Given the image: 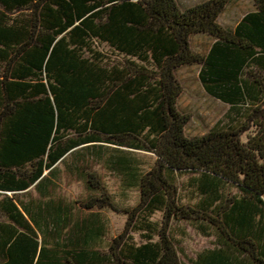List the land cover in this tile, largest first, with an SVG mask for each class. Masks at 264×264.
<instances>
[{"label":"trees","instance_id":"obj_1","mask_svg":"<svg viewBox=\"0 0 264 264\" xmlns=\"http://www.w3.org/2000/svg\"><path fill=\"white\" fill-rule=\"evenodd\" d=\"M233 1L0 0V264H184L176 222L215 233L189 264H264V0L229 29L219 18ZM196 36L213 41L207 53L193 50ZM193 66L229 110L189 138L177 73ZM85 147L117 151L114 169L140 193L121 210L84 173L97 196L86 209L127 217L105 254L92 245L107 230H34L14 199ZM133 152L155 156L149 171Z\"/></svg>","mask_w":264,"mask_h":264},{"label":"rangeland","instance_id":"obj_2","mask_svg":"<svg viewBox=\"0 0 264 264\" xmlns=\"http://www.w3.org/2000/svg\"><path fill=\"white\" fill-rule=\"evenodd\" d=\"M205 0H178L182 8L197 5ZM252 7V0H238L236 4L230 6L226 14L220 20L223 27L232 28L240 17L248 12ZM192 48L194 51L204 54L211 44V39L207 36H196L192 38ZM104 52L106 48H101ZM199 68L196 66L183 68L177 73V78L183 87V93L178 100L180 112L190 116L191 121L186 127V135L189 138L202 137L206 135L217 123L226 121L228 107L211 97H209L198 78ZM102 160H93L92 169L102 177L108 192L120 209L133 208L139 203L140 193L136 186H124V177L119 172L111 169L108 160L110 157L120 155L114 149L109 148ZM129 156L134 160L135 165L141 172H147L155 163V156L149 153L133 152ZM63 169V167H62ZM189 176H181L178 179L181 201L191 203L193 200L188 187ZM60 191L70 199L80 198L85 195V190L81 183L63 172L60 179ZM230 193L235 194L233 188H229ZM161 215H156L158 220ZM112 229L108 230L109 238L112 240L119 236L123 230L124 218L116 213L110 214ZM171 235L178 247L181 249L180 259L184 264H189V260L196 258L200 252L211 249L216 242L215 233L211 229L202 232L200 227L193 223L176 222L171 227ZM135 241H141L139 234H133Z\"/></svg>","mask_w":264,"mask_h":264},{"label":"crops","instance_id":"obj_3","mask_svg":"<svg viewBox=\"0 0 264 264\" xmlns=\"http://www.w3.org/2000/svg\"><path fill=\"white\" fill-rule=\"evenodd\" d=\"M206 1L209 0L202 1L201 3ZM237 1L238 0H235L227 6L224 13L219 18V23L222 17L226 14L228 8L236 4ZM186 8L189 7L186 6ZM255 11V3L252 0L251 9L240 17L234 27L226 28H235L247 14ZM212 44L213 41L211 40V44L205 53L209 51ZM226 106L229 109V106ZM108 150L110 149L85 147L69 153L63 160L55 165L51 173L50 171H44L42 178L29 189L16 193L15 198L12 193H9L8 195L15 199L16 205L34 230H107L105 235L92 245V249L102 251L105 254L106 252H109L111 248V239L109 238L108 233V230L112 229L110 214L116 212L106 208L93 210L86 209L85 206L87 202L97 196L89 194L84 181V173H94L102 179L98 172L92 169L91 165L93 160H102L105 152ZM117 156H115V158L110 157L108 160L111 169H114L111 162L116 160ZM63 172H66V174L74 178L78 183L82 184L85 190V195L80 198L70 199L68 196L61 193L59 183ZM124 186H128L125 181ZM106 189L108 191L107 187ZM1 200L2 197H0V201ZM114 203L118 206L116 202ZM116 214L121 215L124 218L123 228L121 229L124 230L127 223V217L122 214ZM5 221V216L0 212V222Z\"/></svg>","mask_w":264,"mask_h":264}]
</instances>
